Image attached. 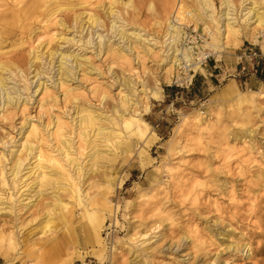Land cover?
<instances>
[{"label": "rangeland", "instance_id": "1", "mask_svg": "<svg viewBox=\"0 0 264 264\" xmlns=\"http://www.w3.org/2000/svg\"><path fill=\"white\" fill-rule=\"evenodd\" d=\"M6 1L13 4L14 0ZM124 1L126 0L112 6L114 15L119 17L116 25H123L119 28H123L127 34L139 31L149 39L153 34H162L157 22L165 20L163 13L148 9L149 2L156 6L157 0H131L135 9L123 4ZM3 2L4 0L0 1V4ZM104 5L108 6L106 3ZM80 11L79 7L75 9V12ZM98 12L104 26L97 30L105 40L109 38L114 43L124 45L127 40L133 41L131 35H127V39L116 35L115 28L110 30L111 18L102 9ZM59 15L68 17L72 15V11ZM35 25L38 23L27 26L25 31ZM202 26L199 24L196 27L189 23V26H182V31L193 33L196 30L198 35H204L209 40ZM56 28L58 29H54L55 31H61L60 26ZM89 31L90 28L86 30L85 26L80 35L76 33L75 27L63 33L67 38L74 36L78 39L80 36L85 40ZM39 34L36 31L30 41L27 40L16 49L17 55L24 60V68L32 62L29 70L18 74L20 76L29 72L28 82L31 84L28 93L23 94L25 98L8 111L5 119L0 117V151L8 154V150L19 143L22 132L28 125H34L46 135L47 121L53 120L57 115L70 122L71 133L66 138L72 145L69 151H74L72 155L77 157L78 164L74 166H78L84 174L80 181L83 182L89 176H94L95 179L93 183L90 179L85 180L80 187L83 190L89 188V195L104 191L111 203V210L105 213V224L100 231L103 249L96 252L97 245H69L68 248L60 249L56 260L60 259L66 264H264V94L255 96L252 105L243 104L240 107L229 99L213 97L224 83L233 79L223 77L221 69L233 66L235 54L240 51L238 49L254 45L260 50L258 44L243 41L234 52L222 56L206 48L202 49L210 53V58L202 63V72H189L194 77L183 88L175 83L189 73L176 68L178 77L174 75L168 83H161L162 98L150 99L147 111H143L141 106L138 108L155 137L148 144L144 141L146 137H132L129 151H118L114 160L100 161L93 167L98 172L86 174L92 161L90 152L94 148L104 151L110 145L107 143L108 146H105L103 139L95 137L91 130L87 138L94 142L88 140L79 151L75 149L79 142L75 106L93 109L100 114L106 129L114 127L115 122L119 121L114 108L119 111L122 109L118 104L121 95L119 92L128 93V87L125 83L122 84L123 80L126 77L134 82L143 80L150 87L154 79L163 74L162 52L148 53L139 49L138 53L129 55L128 60L120 61L118 66L112 65L109 70V59L105 55L96 56L88 47L85 54L91 56L94 69L86 67L84 74L77 73L76 78L58 88L52 83L57 77L56 62L53 61L51 69L45 54L39 62L33 61L31 48L39 54L45 52L47 47L46 36L39 37ZM203 43L204 41L199 44ZM54 44L52 42L48 48ZM79 45L80 43L70 41L61 43L60 48L83 54L84 50ZM156 49L157 47L155 51ZM38 63L39 69L46 74L33 77V69H36ZM262 66L256 75L245 79L246 84L235 80L238 88L260 89L264 86V63ZM37 80L45 81L47 90L38 89L34 93ZM12 82L21 86L23 80ZM70 88V93L65 97L64 90ZM103 91L107 96L101 99ZM71 96L76 98L71 99ZM208 104L212 110L209 124L195 121L190 116L192 110L204 113ZM104 116L112 118V123ZM242 141L246 149L240 147L231 151L227 147V143L239 147L243 144ZM93 144L97 146L93 148ZM140 150L145 153L141 154ZM6 162L4 171L10 181V164L8 160ZM106 175L111 178L107 193L104 186L97 188L98 184L103 185L101 181ZM31 180L29 178L25 183L19 184V190L9 188L15 201L19 193L24 194L20 199L28 195ZM26 183L30 184L27 186ZM62 184L58 186H63ZM55 194L64 201H69L65 189L60 188L54 193L49 189L39 197V202L44 204V207L39 208V213L34 212V207H24L13 213L0 212V229L4 235L8 231L13 232L19 241L14 254L22 255L20 261L16 260L11 264H41L42 260L31 253L30 246L25 244L43 237L39 229L47 213L52 210L55 212ZM30 195H33L30 201L37 202L38 198L34 200L37 194L30 192ZM80 211L81 206L74 205L72 220L79 231V224L85 221L81 218ZM52 217L57 222L56 214H52ZM58 226L60 225L57 224ZM60 234L58 231L57 237L61 239ZM6 252L3 242L0 245V264H7Z\"/></svg>", "mask_w": 264, "mask_h": 264}, {"label": "bare ground", "instance_id": "2", "mask_svg": "<svg viewBox=\"0 0 264 264\" xmlns=\"http://www.w3.org/2000/svg\"><path fill=\"white\" fill-rule=\"evenodd\" d=\"M120 1L14 0L13 4H9L4 0L0 4V117L3 119L6 118V114L11 108L16 107L25 98L23 94L29 91L31 84L28 82L29 72L20 76L18 74L20 71L24 73L26 69L29 70L32 62L30 66L24 68V60L17 55L16 49L27 42V40L30 41L32 34L36 31H39V37L46 36L47 47L45 52H40L39 54L37 50L31 48L33 61L37 60L39 62L42 55L45 54L51 69L53 61L56 62L55 72L57 77L55 82L53 80L52 83L53 86L56 85L58 88L65 86L70 79L76 78L77 73L81 72V74H84L86 67L89 66L94 69L90 61L91 56L85 54L88 47L96 56L102 57V55H105V58L109 59V70L112 65L118 66L120 61L128 60L129 55L138 53L139 49H143L148 53L162 52L161 55L164 61L163 74L160 78H155L150 87L143 80L134 82L130 77H126L123 80L122 84L125 83V86L128 87V93L122 94L121 91L119 92V95H121L118 98V104L122 109L119 111L118 108H114L119 120L115 122L114 127L106 129L107 127L102 124L103 120H101L100 114H97L93 109L75 106L77 115L76 129L78 130L76 134L79 137V142L75 149L79 151L83 147L84 142L88 140L94 142L89 137L87 138L88 132L91 130L95 137L99 136L103 139L105 146L107 143L110 145H107L108 147L106 148L108 149L103 151L94 148L97 145L93 144L92 147L94 149L90 152L92 161L86 174L98 172L97 168L93 167L100 161H112L118 156L119 152L129 151L132 137L136 139L146 137L144 139L145 144H148L155 137L148 123L142 119L138 108L141 106L143 111H147L150 99L160 100L162 98L161 83L162 81L168 83L174 75L178 77L176 68L184 69V72L188 70L202 72L204 70L201 67L202 57L195 56L190 46H181V40L184 37L182 26H189V23L195 24L196 27L199 24L203 25L202 29L208 35L209 40L204 38L200 53L202 49L206 48L218 56H222L225 53L234 52L235 49L242 45L243 41L258 44L259 49L264 53V0H157L156 6L150 1L148 9L156 13L157 11L163 13L165 19L157 22V27L161 29L162 34H153L151 39L143 37L144 34L139 31L127 34L123 28H119L123 26L122 24L116 25V20L119 17L114 15L112 6ZM145 1L141 0V2ZM104 3L108 4V6L105 7ZM123 4L133 6L131 0H126ZM77 7L81 8L80 12H75ZM135 8L136 6L134 5L133 9ZM99 9L107 13L108 18H111L110 30L115 28L114 33L125 39H127V35H131L133 41L127 40L124 45L114 43L109 38L105 40L103 35L97 30L98 27L104 26V21H102L98 12ZM66 11H72V15L68 17L59 15ZM35 22L38 25L25 31L27 26ZM58 26L61 27V31L54 30L58 29L56 28ZM85 26L86 30L90 28L89 36L85 40L80 36L75 39L74 36L67 38L64 35V33L69 31V28L74 27L76 33L80 35ZM93 35H95L94 38ZM70 41L75 44L80 43L79 47L83 48V54L60 48L61 43H69ZM52 42L55 44L53 47L48 48V45ZM28 53L30 54V52ZM39 64L36 69H33V77L46 74V72L39 69ZM20 77L24 79H20ZM20 80H23L21 86L12 82ZM233 80L231 79V81L224 83L213 97L229 99L234 105L240 107L243 104L252 105L255 102V96H263L264 94V86L260 89L247 88L240 90L235 80ZM9 83L12 84L9 85ZM34 89V93L38 89L47 90L46 82L37 80ZM70 91L71 88L64 90V96H68ZM106 96L107 93L103 91L100 97L103 99ZM70 98L75 99L76 97L71 96ZM189 114L195 121L209 124L212 118L211 106L208 104L204 113L199 110H192ZM104 118L112 123V118L108 116H104ZM70 130V122L56 115L53 120L47 121L45 125L46 135L34 125H28L22 132L19 143L9 149L8 154L0 151V212L8 211L13 213L15 210L19 211L24 207H34V212L39 213V208L44 207V204L39 202V197L43 192L50 189L54 193L60 188L67 191L69 201H64L56 194L54 195L55 212L52 210V213H47L39 229L43 237L35 239L31 244H25L30 246L31 253L42 260L41 264H66L60 259L56 260V258L60 249L63 247L68 248L69 245L74 247L76 245L83 247H94V245H97L96 252L103 249L100 231L105 224V213L111 210V203H109L104 191L89 195V188L83 190L80 187L85 180L90 179L93 183L95 179L94 176H89L83 182L80 181V177L84 176V174L80 172L78 166H74L78 164L77 157L72 155L74 151H69L72 145L66 138V135L71 133ZM242 143L239 147H236L235 144L227 143V147L232 149L231 151L240 147L246 149L244 141ZM139 152L141 154L145 153L144 150ZM6 160L10 164L8 167L11 176L10 181L7 180L6 172L4 171L7 164ZM26 160L29 161L25 162ZM30 160L32 161L30 162ZM29 178H32L31 185L28 187L31 190L27 194L30 195V192H35L37 195L34 200L38 198L37 202L30 201L33 195H27L24 199H20L24 195L23 193H19L15 201L9 188L19 190L18 185L25 183V180ZM110 180V176L106 175L101 181L103 185L98 184L97 186L96 184L97 188L104 186L107 193L110 189L108 184ZM29 184L26 183L27 186ZM59 184L63 186H58ZM89 186H91V183ZM24 200H27V202H24ZM76 204L81 206L80 215L85 220L83 224H79L81 231L73 224L72 220L74 215L73 207ZM52 214H56L55 220L57 222L52 220ZM57 224L60 226L57 227ZM48 231L49 234L47 233ZM58 231L61 233V239L57 237ZM3 242L7 250V264H11L16 260L20 261L22 255L14 254L19 241L12 231H8L4 235V232L0 229V245ZM141 242L143 243L144 241Z\"/></svg>", "mask_w": 264, "mask_h": 264}, {"label": "built area", "instance_id": "3", "mask_svg": "<svg viewBox=\"0 0 264 264\" xmlns=\"http://www.w3.org/2000/svg\"><path fill=\"white\" fill-rule=\"evenodd\" d=\"M183 35L184 37L181 40L182 47L190 46L194 55L202 57L203 62L210 58V53L208 51L201 50L200 53L199 47H201V45L199 43L204 41V35H198L196 30H194L193 33L184 30ZM238 50L240 51L235 54V62L233 66L221 69V75H223V77H231L234 80H237L240 84H246L245 79L252 75H256L260 68L263 67L264 54L256 49L254 45L245 46ZM190 71L193 70H188L187 73ZM193 77L194 75L189 73L185 78L182 77L178 79L179 82H176L175 85L180 86V88L186 87L192 82Z\"/></svg>", "mask_w": 264, "mask_h": 264}]
</instances>
